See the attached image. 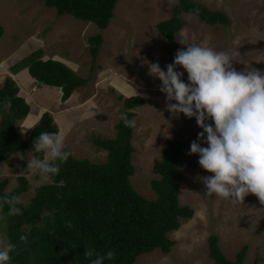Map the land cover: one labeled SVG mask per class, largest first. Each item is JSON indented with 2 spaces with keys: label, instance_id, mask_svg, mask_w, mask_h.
Instances as JSON below:
<instances>
[{
  "label": "rangeland",
  "instance_id": "rangeland-1",
  "mask_svg": "<svg viewBox=\"0 0 264 264\" xmlns=\"http://www.w3.org/2000/svg\"><path fill=\"white\" fill-rule=\"evenodd\" d=\"M192 1L208 9L224 12L229 24L207 25L190 14L178 11L182 23L174 41L168 42L159 34L156 23L168 18L172 13L173 0H116L112 17L104 29H98L90 23L86 34H96V30L99 31L100 37L102 34H111L114 37L111 41L112 45L120 46L118 55L128 54L126 56L128 66L121 59V75L125 76L120 79L116 72H99L95 71L96 67L91 70L86 69L82 59L86 58L88 43L85 42V38L77 40L79 36L76 34V30L78 32L82 27L81 20L71 15L60 16L63 19L62 31L66 33L64 36L69 38L62 42L61 48H55L51 40L44 49L49 55L56 53L63 59L71 57L76 59L75 63H80L81 69L74 73L82 78L87 77L88 82L86 85L74 88L68 101V105L73 109L71 116L73 118L78 116V120L73 119L77 125L72 126L70 131L62 130L65 125L63 118L65 111L63 113L55 111L51 117L57 131L65 134V146L70 147L73 157L87 158L99 163L105 160L106 152L96 147L91 141L92 138L112 137L122 99L131 95L140 96L143 103L129 109L133 113L130 120L135 121V127L131 129L133 152L130 156L134 172L129 177V182L137 193L148 199L155 197L149 181L158 177L151 171L153 160L159 158L165 139H181L183 145L182 153L179 155L181 166L178 171L182 178L179 181L178 202L180 205L191 207L193 213L189 219H180L179 227L167 233L168 238L174 241L167 253L154 249L138 255L132 264H214L208 257L207 237L210 234L216 235L217 245L226 258L232 260L240 246L245 244L246 253L241 264H264V231L255 232V229L264 223V204H261L254 194L247 195L243 203L235 204L231 199L215 194L207 195L202 178L212 174L199 165V154H187L192 142L189 139L196 140L204 147L207 146L198 140L197 134L203 129L199 127L194 116L189 118L183 113L168 111L167 105L170 101L166 99V94L159 90L162 82L149 74V63H159L161 69L166 71V66L174 62L178 50H186V44L208 39L209 46L229 55L231 66L237 71L258 70L264 75V0ZM44 9L52 10L55 16L54 9L43 5L40 0H0V26L3 30L0 36V55H5L2 51L11 47L17 56L23 57L29 53L26 52L32 45L29 36L34 35V31H38V28L39 32L37 34L35 32V35L43 34V29L50 27L49 18L45 16L47 12L44 15L41 12ZM39 15L40 19L44 16L41 25L37 19ZM116 28H121V37L116 36L114 31ZM123 37L125 43L121 41ZM104 39L106 40L105 36ZM67 41L73 43V48H68ZM103 43L100 41L99 47ZM101 50L102 55L104 56L105 53L106 56L102 60V65L113 63L116 67L119 65L117 62L120 61L109 57L110 51H107V48ZM86 59L90 60V58ZM4 70L0 72V84L7 76L5 74L9 72L7 69ZM176 70L184 73L182 80L187 82V72L180 66H177ZM28 78L26 72L19 75L21 80ZM15 80L17 83L18 80ZM28 92H31L30 97L34 100L32 103H29L30 98L26 96ZM28 92L17 93L26 100L30 110L24 119L16 122L17 136L21 139L27 136L30 129L22 135L20 128L34 125V121L38 120L40 108L45 105L52 111L55 105L53 102L58 101L51 99L52 93L53 98L56 95L53 89L42 87L37 92H32L29 88ZM119 95L121 98H118ZM93 112L97 115H92ZM32 157V149H26L13 153L4 162H0V181L7 182L4 187L5 192L16 185L17 176L26 178L30 189L19 195L24 202H28L35 186L47 182L38 173L33 174L23 169L22 163L27 166ZM22 229L26 231L28 227L23 226ZM0 237H5L2 222H0Z\"/></svg>",
  "mask_w": 264,
  "mask_h": 264
},
{
  "label": "trees",
  "instance_id": "trees-1",
  "mask_svg": "<svg viewBox=\"0 0 264 264\" xmlns=\"http://www.w3.org/2000/svg\"><path fill=\"white\" fill-rule=\"evenodd\" d=\"M40 1L52 7L57 16L71 15L92 22L98 29L106 27L116 2ZM173 1L170 16L156 23L159 34L168 42L174 40L182 23L178 11L190 14L207 25L229 24L227 15L222 11L208 9L192 0ZM195 9H199L198 14ZM2 32L0 26V35ZM87 42L91 70L100 36H89ZM41 56V49L37 48L10 66V71L17 72L26 67L28 75L38 83L59 87L60 101L67 99L74 88L87 84V77H79L65 64L54 59L42 60ZM18 90L11 77L3 79L0 86V162L26 149H32L33 156L42 159L43 153L35 152L34 141L41 132L57 131L50 113L44 111L25 138L17 136L16 122L29 112V104L17 95ZM6 99L11 101L8 111L3 108ZM142 103L143 99L138 95L123 98L113 126L114 135L92 138V143L106 152L103 162L95 163L71 154L66 162L59 165V174L35 186L28 202L17 205L22 214L8 216V206L4 205L0 210V222L4 224L7 240L16 244L8 264H89L84 257L86 247H94L101 253L113 251L115 259L106 260L105 264H132L140 254L154 249L162 253L170 250L174 241L168 238L167 233L179 227L180 219H189L193 213L191 207L178 202L179 181L182 178L178 171L181 166L179 155L183 144L180 138L164 140L159 158L153 160L151 167V171L158 175L149 181L155 197L148 199L137 193L129 182L134 172L130 160L133 152L132 127H126L120 115L126 113L130 119L133 113L129 109ZM65 150L71 152L68 146ZM22 167L27 170L24 162ZM15 180L16 185L8 192L4 191L6 180L0 181V197L19 196L30 189L25 177L19 175ZM66 221H71V228L66 226ZM23 226L28 229L23 230ZM261 231H264V223L255 229L256 233ZM21 235H27V242L19 240ZM207 249L208 257L214 264H241L246 253V245L243 244L232 260L226 258L213 234L207 237Z\"/></svg>",
  "mask_w": 264,
  "mask_h": 264
},
{
  "label": "clouds",
  "instance_id": "clouds-1",
  "mask_svg": "<svg viewBox=\"0 0 264 264\" xmlns=\"http://www.w3.org/2000/svg\"><path fill=\"white\" fill-rule=\"evenodd\" d=\"M194 11L199 13V9ZM186 45V50L177 51L166 71L159 63H149V74L162 82L159 90L170 101L168 111L194 116L203 129L197 134L198 140L207 146L194 140L187 154H199V165L212 174L202 178L207 195L231 199L235 204L254 194L264 204V75L258 70L237 71L231 66L229 55L209 46L208 39ZM177 66L187 72V82L182 80L184 73L177 71ZM3 108L10 110L11 101L6 99ZM120 120L126 127H135V121L126 113L120 115ZM32 128L35 125L21 127V134ZM65 139L59 130L41 132L34 149L43 153V158L33 156L26 169L45 180L59 174V165L71 155L65 150ZM22 204L24 201L17 195L0 197V210L7 205L8 216L22 214L17 206ZM66 226L71 228V221H66ZM27 239V235L19 237L22 242ZM15 248L16 244L6 236L0 237V264H8ZM84 257L89 264H105L106 260L115 259V253L86 247Z\"/></svg>",
  "mask_w": 264,
  "mask_h": 264
},
{
  "label": "crops",
  "instance_id": "crops-1",
  "mask_svg": "<svg viewBox=\"0 0 264 264\" xmlns=\"http://www.w3.org/2000/svg\"><path fill=\"white\" fill-rule=\"evenodd\" d=\"M52 8V7H51ZM41 12L43 13V15L45 14V16L47 17V19L49 18V24H50V27H49V29H43V34H38V35H35V32H36V34L39 32V28H38V31H34V35H31V36H29V40L30 41H32V45H31V47L29 48V49H27V51L26 52H31V51H33V50H36L37 48L38 49H41V52H42V56H41V59L42 60H46V59H54V60H57V61H59V62H61V63H63V64H65L66 66H68V68H70L73 72H77V70H79V69H81V65H80V63L79 64H76L75 63V61H76V59H74V58H62V57H59L56 53H51L50 55L46 52V50L44 49L46 46H48V44H49V41H53V45H55V48L57 47V48H61V44H62V42L63 41H66L67 40V38H69V36L68 37H65L64 35L66 34V33H63V31H62V18H60V16H57L56 14H55V16L53 15V13H52V10L50 11V9H49V11L48 10H46V9H44L43 11L41 10ZM49 12V13H48ZM62 16H64V15H61V17ZM170 16V15H169ZM54 17V18H53ZM65 17H69L68 15H66ZM44 18V16L42 17L41 16V19H43ZM37 19L40 21V25L42 24L41 23V19H40V15H39V17H37ZM60 20V21H59ZM30 21V20H29ZM90 23H92V22H89V21H83V20H81V25H82V27H81V29L77 32V30H76V34H77V36H79V38L77 39V40H79L80 38L82 39V40H84V38L86 39L85 40V42L86 43H88L87 42V38L89 37V36H93V35H96V34H98V30H96V34H92V33H87L86 34V31H87V29L89 28V26L91 25ZM110 23H111V21H110ZM109 23V24H110ZM0 24H1V21H0ZM107 26V25H106ZM116 27V26H115ZM104 29V28H103ZM94 30V29H93ZM92 30V31H93ZM91 31V32H92ZM106 31V30H105ZM114 31H116V36H122V30H121V28H116V29H114ZM3 33V32H2ZM51 34H52V37H51ZM2 35V34H1ZM0 35V36H1ZM99 35V34H98ZM71 36V40H72V35H70ZM100 36V35H99ZM104 36H105V38H106V40H108V41H106L105 39H104ZM113 35L111 36V34H106V35H104V34H102L101 35V37H100V41H102V42H104L103 43V45L102 46H98V50H97V53H96V60H95V62H94V67H96V69H95V71H99V72H116L117 74H118V77H119V79L120 78H123L125 75H121V71H122V68H121V66H122V61H121V59H123L125 62H126V64H127V61H126V56H128V54H119L118 55V50L120 49V46L119 45H112V43H111V41L113 40ZM109 39H111L110 41H109ZM129 39H130V37H129ZM175 39V38H174ZM70 40V41H71ZM74 40V39H73ZM122 41V43H125L126 41H124V37H123V40H121ZM167 41V40H166ZM174 41V40H173ZM172 41V42H173ZM122 43L120 44L121 46H122ZM67 44H69L68 45V48L69 49H71V48H73V43H71V42H69V41H67L66 42V45ZM99 45H100V43H99ZM86 47V46H85ZM16 48H17V45H16ZM102 48H107V51L109 50L110 51V53H109V57L110 58H115V60L116 61H120V62H117L119 65H117V67H116V65H115V63H113V64H110V65H102L101 63H103L102 62V60H103V58H104V56H105V53H104V56L102 55V53H101V49ZM8 50H10L9 51V54H7V52H8ZM87 51V53H86V58H90V54H89V51H88V48L86 49ZM107 51H104V52H107ZM2 52H4L5 53V55H0V72L2 71V70H4V69H7L9 72H8V74H5V75H7V76H12L11 78L15 81V84H16V86H18V92L19 91H25V92H28V90H29V88H31L32 89V92H37L38 91V89H41L42 87H46V88H48L49 90H51V89H53L54 91H55V98H53V93H52V100L54 99V100H58L57 102H53V103H55V105H54V109H52V111H50L49 110V108L48 107H46L44 104V107L43 108H40L41 110L39 111V114H38V118H39V116H40V114L43 112V111H47V112H49L50 113V115L51 114H53L55 111L56 112H64L63 114V118L65 119V125H64V128L62 129V130H67V131H70V129H71V127L72 126H74V125H77L74 121H73V119H76V120H78V116H76L75 118H73L72 116H71V111H73V109L70 107V105H68V101L70 100V95H69V97L67 98V99H65L64 101H60V94H61V91H60V89H59V87H56V86H50V85H43V84H40V83H38L37 81H35L33 78H31L29 75H28V73H27V70H26V67H23V68H21V69H19L17 72H11L10 71V66H12L13 64H15L16 62H18L19 60H21L23 57L22 56H17L16 55V53H14L13 52V47H11V48H9V49H7V50H5V51H2ZM13 53V54H12ZM50 53V52H49ZM119 53H121L120 51H119ZM73 54V53H72ZM27 55V54H26ZM25 55V56H26ZM114 55V56H113ZM43 56H45V58L43 57ZM49 56H51L50 58H48ZM52 56H54V58H52ZM106 57V56H105ZM86 58H83L82 59V61L84 62V64H85V66H86V69H90V63H91V61L90 60H88V59H86ZM136 58H138V57H136ZM136 58H135V60H136ZM134 62V61H133ZM109 63V62H108ZM107 63V64H108ZM120 66V67H119ZM126 66H128V64L126 65ZM5 71V70H4ZM126 71V70H125ZM6 72V71H5ZM23 72H26L27 73V75H28V79H23V80H21V79H19V75H20V73H23ZM123 76V77H122ZM6 77V76H5ZM4 77V78H5ZM15 79H17L18 80V82L16 83V80ZM20 80V81H19ZM2 82H3V80H2ZM2 82H1V84H0V86L2 85ZM18 84V85H17ZM39 85H40V87H39ZM39 87V88H38ZM29 93V94H28ZM27 94H26V96L28 95V97L30 98V100H29V103H32V101H34V100H32L31 99V97H30V93L31 92H28ZM25 100V99H24ZM26 101V100H25ZM60 101V102H59ZM37 102V101H36ZM35 105H37V103H35ZM64 107V108H63ZM81 107H82V105H81ZM29 112H30V110H29ZM29 113H27V115H28ZM61 114V113H60ZM79 115V114H78ZM25 118V117H24ZM23 118V119H24ZM20 121V120H19ZM34 123H36V120L34 121ZM28 134V133H27Z\"/></svg>",
  "mask_w": 264,
  "mask_h": 264
}]
</instances>
